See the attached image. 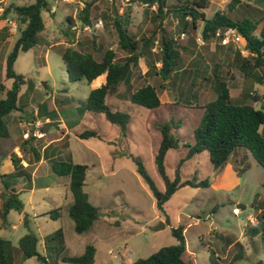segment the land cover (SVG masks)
Returning <instances> with one entry per match:
<instances>
[{
  "label": "rangeland",
  "instance_id": "374dc122",
  "mask_svg": "<svg viewBox=\"0 0 264 264\" xmlns=\"http://www.w3.org/2000/svg\"><path fill=\"white\" fill-rule=\"evenodd\" d=\"M32 1L0 0V12L7 5H21ZM47 2L49 11H41L44 29L38 43L16 55L12 70L30 78L34 83L44 82L45 86L39 85L33 91L34 98L37 94L45 96L50 93L56 98L68 97L67 104H63L60 110L61 116L66 117V122L72 124L73 131L90 128L100 136L102 141L94 137L79 139L76 136H71L69 140L73 159L88 166L82 189L88 194L91 204L98 207L100 216L89 232L75 233L72 221L66 214L62 187L47 185L44 190L42 183L49 184L56 176L49 169L41 170L40 178L34 179L32 183L34 188L30 194V202L26 199L27 190L20 193L18 198L22 202V210H10L4 227H0V237L8 240L18 264H38L35 258H21L14 251L17 250V239L26 232L40 237L62 228L66 255H78L84 245L90 244L95 250L91 264H133L136 258L146 257L161 246L175 244L170 228L187 223L189 224L183 230L184 258L193 264H264V169L253 160L248 151L247 160L243 159L239 163L237 155H230L220 169L212 168L205 151L184 160L178 166L180 179L208 178L210 183L214 181V176L219 177L211 187L185 185L177 188L163 203L162 212L156 209L155 198L126 155L130 153L138 156L157 190L162 191L163 183L153 163V154L159 140L157 124L171 118L178 125L176 132L182 136L178 147L168 149L164 156V171L171 179L178 159L185 152L182 143L190 139L189 135L199 124L203 113L200 106L193 107L194 100L202 103V98L208 100L212 97L213 66L225 81L233 101L248 103L263 112L264 68L245 69L243 73L237 67L240 56L236 55V45L229 43L221 46L212 37L203 40L200 37V22L193 28L189 25L188 18L184 19L188 22V27L181 36L182 19L166 12L160 14L161 26L183 48H179L180 60L174 79L163 82L155 73L159 66L156 60L159 36L156 24L159 18L156 17L155 3L148 5L135 0ZM88 2L89 24L84 29L77 17ZM228 2L229 0H208L207 7L203 9L205 17H209L215 10L228 12ZM165 3L169 6L173 0H165ZM228 14L232 18H240L242 15L257 18L260 15L253 4L246 0H241ZM67 17L71 23H67ZM114 17L125 19L124 25L136 39L146 37L155 30L150 44L143 47L142 56L132 66L126 82H122L116 89L115 96L109 98L110 102H115L130 116L128 131L124 135L115 125L105 120L101 113H93L81 107L90 89L89 83L84 80L68 82L59 53L63 47L73 46L99 58L104 49H111L115 60H121L126 54L116 43L112 25ZM3 19L6 22L2 29L7 33L9 28L10 34L7 35L8 41L0 48V82L8 86L10 81L4 78L5 52L11 48L12 41L18 35V27L22 25L18 24L11 11L5 17H0V20ZM73 24L77 26V30H71ZM190 81H193L190 91L195 93L192 98L187 91ZM144 84L154 87L161 102H175L179 105L153 111L129 104L128 94ZM2 96L3 92L0 91V98ZM25 99L26 95H23L21 102ZM27 111L23 105L7 116L22 115ZM8 128H11L9 123ZM38 128H41L42 133L47 130L42 125H38ZM50 129L51 135L46 133L38 138L31 135L33 128L29 129V142L25 144L28 153V147L36 148L39 143L48 141L59 132L55 126ZM175 130L170 129L172 133ZM258 131L264 134V124L259 126ZM33 139H39V143H34ZM57 143L53 142L49 148ZM60 156L64 158L67 153ZM91 163L94 165L90 166ZM3 192L0 182V195ZM55 207L62 208V216L57 219H50L45 213L34 217L31 210L35 208L38 211H48ZM232 208H236L237 212L233 213ZM24 214L25 225L21 221ZM159 222L163 227L157 229ZM231 242L232 245L228 246ZM41 246V239L38 238L36 250L40 252Z\"/></svg>",
  "mask_w": 264,
  "mask_h": 264
},
{
  "label": "trees",
  "instance_id": "16d2710c",
  "mask_svg": "<svg viewBox=\"0 0 264 264\" xmlns=\"http://www.w3.org/2000/svg\"><path fill=\"white\" fill-rule=\"evenodd\" d=\"M135 1L148 5L156 4V17L159 18L156 24V29L159 31L156 60L159 62V66L155 73L163 82H170L174 79L175 69L180 60L179 48L181 47L161 26L162 16L160 14L166 12L182 19V31L180 33H184L188 27L185 18L189 19V25L193 28L196 27L197 22H200V37L203 40L213 37L216 29L222 30L227 27L235 29L240 34L248 51L247 55L241 56L236 50L237 57L240 56L238 69L245 73V69L264 68V0H246L250 1L260 13L257 18H252L249 15L232 18L228 14L241 3V0H229L226 6L228 12L215 10L209 17H205L203 12V9L207 7L208 0H173L169 6L166 5L165 0ZM89 4V2L85 3L78 14V21L82 25L89 24ZM9 11L15 15L18 24L22 26L18 27V35L4 61V77L11 79V83L7 89H4L0 83V91L3 92V96L0 98V138L8 136L5 117L9 112L18 109L16 100L20 87L24 84L32 86L30 78L12 70V63L19 52L27 51L38 43L40 33L44 29L41 11L48 12L49 5L47 0H33L21 5L10 4L1 10L0 17H5ZM118 18H113L112 25L116 34L117 46L126 54L121 60H115L114 52L111 49H104L99 58H95L89 51L80 50L73 46H65L59 53L68 82L79 80L90 82L104 73V82L89 89L81 107L93 113H101L105 120L115 125L124 135L128 131L127 125L130 116L115 102H110L109 98L115 96V91L122 82H126L132 66H135L142 56L143 47L150 44L155 30H152L146 37L142 36L136 39L124 25L125 19L119 20ZM66 20L67 23L72 22L69 17ZM214 67L215 65L213 66L212 97L208 100L202 98V103L194 100L193 107L200 106L203 108V113L199 124L192 129L189 135L190 139L182 143L185 152L183 157L178 159L171 179L164 171V156L168 149L178 147V141L182 139V136L176 132L175 129L178 128V125L171 118L160 121L156 126L159 140L153 154V163L163 183L162 191L157 190L146 173L140 158L130 153L126 154L133 162L136 173L142 178L155 198V207L160 212H162L163 203L177 188L185 185L190 187H207L209 185L208 178L189 180L180 179L178 175V166L184 160L192 158L201 151L207 153L208 160L214 169H220L227 162L229 156L237 150L248 151L253 160L264 169V134L258 131L259 126L264 124V112L248 103L233 101L229 96L225 81L216 73ZM192 86L193 81H190L187 85L190 98L195 97V93L190 91ZM127 99L131 105L134 104L153 111L157 109L166 110L167 108L170 109L171 106L179 105L175 102H160L156 90L150 84L137 87L128 94ZM157 116L159 115L157 114ZM172 128L176 134L170 131ZM74 135L79 139L89 137L101 139L90 128L74 132ZM27 142L29 139H24L19 148L25 149ZM29 150L35 154L34 147L30 146ZM10 160L13 170L7 174H0V182L4 190L0 195V227H4L8 211L20 212L22 210V202L10 185L17 177H22L26 181L29 179V171L20 165V158L13 154ZM50 170L55 175L68 177L71 202L66 206V214L72 221L73 231L77 234L88 232L98 218V209L89 203L86 192L82 189L86 165L74 163L69 158H56L50 160ZM45 214L50 219H57L60 217V208H51ZM21 221L23 225L26 224L25 215ZM182 231L183 226L180 224L171 227L170 233L175 239V244L161 246L146 257L136 258L133 264H193L192 261L184 258L185 240ZM36 244V236L31 232H26L17 239V250L14 249V251L19 253L21 258H35L38 264H60L61 262L91 264L93 262L94 247L90 244H86L83 251L78 255L65 254L61 228L43 237L42 251L36 250ZM0 264H18L11 252L8 240L1 237Z\"/></svg>",
  "mask_w": 264,
  "mask_h": 264
},
{
  "label": "crops",
  "instance_id": "0c3cea01",
  "mask_svg": "<svg viewBox=\"0 0 264 264\" xmlns=\"http://www.w3.org/2000/svg\"><path fill=\"white\" fill-rule=\"evenodd\" d=\"M6 22V19L0 20V48L6 43L9 38L10 31L9 28H7V33L4 32V29L2 27L4 26ZM15 40V39H14ZM13 40V41H14ZM12 41V44H13ZM11 44V46H12ZM10 50V49H9ZM9 50H5L6 54ZM5 54V56H6ZM5 61V60H4ZM5 78V77H4ZM9 80V85H5L2 81L0 82L4 89L9 88L11 79L5 78ZM32 82V81H31ZM104 82V73L98 75L94 79H92L89 83L90 89L95 88L99 86L101 83ZM44 82L39 81L38 83L32 82V86H27V85H22L17 93V106L18 109H20L23 105L28 109V111L25 114L22 115H11V116H6L5 117V122H6V127L8 130V136L4 138H0V174H7L10 173L13 170V166L11 163V155L15 154L17 157L20 158L19 163L20 165L27 169L29 171V179L26 181L22 177H17L14 179L13 183L10 185V187H13L14 191L17 193V196H19L20 193L23 191L27 190L28 191V196H27V201L30 202V194L33 191V181L34 179H39L40 178V171H46L50 170V160L60 158V159H67L69 158L72 162H76V160L73 159L71 149H70V144L69 140L71 136H75L72 128V124L66 122V117L61 116V110L63 104H67L69 98L66 96H63L61 98H56L52 93L49 95L45 96H40L39 94L36 95L34 98V93L36 89L38 88L39 85H42ZM44 85V84H43ZM45 86V85H44ZM64 91L65 89L62 88ZM23 95H26V99L21 102V98ZM161 102V101H160ZM83 103V102H82ZM17 109V110H18ZM8 123L11 125V128H8ZM34 123H37L38 125H42L46 130L45 133L43 134H49L51 135V129L53 126L57 128L59 131L57 135L51 136L50 139L44 143H39V139H33L32 141L34 143H39L38 147H34L35 154H33L31 151H27V149H20L19 148V143L22 142L24 139L22 138L21 134L26 131L31 129ZM39 130L41 128H38ZM19 131V132H18ZM11 136V137H10ZM65 139V141H61L62 139ZM77 138V137H76ZM90 138V137H89ZM2 139H6L7 141H1ZM87 139V138H86ZM97 139V138H96ZM9 140V141H8ZM99 140V139H98ZM101 140V139H100ZM102 141V140H101ZM55 142H59L55 144L53 147L49 148L50 145ZM40 145V146H39ZM29 149V147H28ZM67 153V156L64 158H61L60 155ZM232 155H237V161L239 163L242 162L244 159H248V153L247 151L243 150H237L234 152ZM79 164H84L82 162H79ZM86 169L88 168L87 164ZM94 163H91L90 166H93ZM51 171V170H50ZM86 171V170H85ZM55 175V174H54ZM54 181L50 182L49 184L42 183L44 190L47 189V185H58L61 186L63 191H64V196H63V201L65 205L67 206L71 202V194L68 189V177L67 176H58L55 175ZM219 176L215 177L214 176V181L218 178ZM85 178V176H84ZM220 177V179H222ZM214 181H211L207 187H211L214 184ZM221 181V180H219ZM84 185V184H83ZM87 195V200L90 202L89 196ZM95 206L94 204H92ZM23 207V205H22ZM32 207V206H30ZM97 207V206H95ZM60 208V217L62 216V208ZM98 209V207H97ZM33 211V216L36 217L37 215H41L45 213L47 210L43 211H38L35 210V208H31ZM9 212V211H8ZM25 215V214H24ZM100 216L99 210H98V217ZM26 217V215H25ZM59 217V218H60ZM98 219V218H97ZM189 223L183 225V230L185 227H187ZM62 229V228H61ZM53 232V231H52ZM89 232V231H88ZM51 233V232H50ZM63 233V230H62ZM183 233V231H182ZM47 235V234H46ZM45 235H42L40 237H37V242L38 238L41 239V245H42V240ZM64 237V235H63ZM232 242L228 244V246H231ZM85 246V245H84ZM42 247V246H41ZM84 248V247H83ZM42 251V249H41ZM83 251V249H82ZM81 251V252H82ZM80 252V253H81ZM95 253V250H94ZM94 256V254H93ZM132 263V262H131Z\"/></svg>",
  "mask_w": 264,
  "mask_h": 264
},
{
  "label": "built area",
  "instance_id": "2783aa9c",
  "mask_svg": "<svg viewBox=\"0 0 264 264\" xmlns=\"http://www.w3.org/2000/svg\"><path fill=\"white\" fill-rule=\"evenodd\" d=\"M50 11H52V9ZM83 28L85 29L86 26L83 25ZM71 30H77V26L73 24L71 26ZM182 34L183 33H181V36H182ZM212 38L215 39L218 42V44L222 45V46H226L229 43L236 45L237 50L241 56H245L248 53L246 47L243 44V40H242L240 34L235 29H233L231 27H227V28L222 29V30L216 29L214 31ZM32 126H33L32 127L33 130L31 132V135L34 137H37V138L41 137L43 133L38 129V124L34 123ZM21 136L23 139H27L29 136V130L24 131L21 134ZM232 212L236 213L237 209L232 208ZM250 222H252L251 218H250Z\"/></svg>",
  "mask_w": 264,
  "mask_h": 264
},
{
  "label": "water",
  "instance_id": "95a60500",
  "mask_svg": "<svg viewBox=\"0 0 264 264\" xmlns=\"http://www.w3.org/2000/svg\"><path fill=\"white\" fill-rule=\"evenodd\" d=\"M162 227H163V224L159 222L158 226H157V229L162 228Z\"/></svg>",
  "mask_w": 264,
  "mask_h": 264
}]
</instances>
